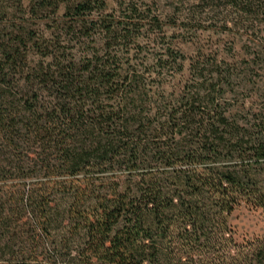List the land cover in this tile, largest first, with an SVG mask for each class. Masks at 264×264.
I'll return each mask as SVG.
<instances>
[{
  "label": "trees",
  "instance_id": "16d2710c",
  "mask_svg": "<svg viewBox=\"0 0 264 264\" xmlns=\"http://www.w3.org/2000/svg\"><path fill=\"white\" fill-rule=\"evenodd\" d=\"M201 1L243 58L144 0H0V264H264L229 223L264 210V0Z\"/></svg>",
  "mask_w": 264,
  "mask_h": 264
},
{
  "label": "rangeland",
  "instance_id": "374dc122",
  "mask_svg": "<svg viewBox=\"0 0 264 264\" xmlns=\"http://www.w3.org/2000/svg\"><path fill=\"white\" fill-rule=\"evenodd\" d=\"M149 5H155L158 10V14L165 21L167 15L173 18H186L197 16L200 21L204 22L205 28L200 29L197 37L193 42H187L180 37L178 28L167 27L168 39L173 36L177 37L172 40L174 46L188 56L196 55L197 52L210 53L218 56L220 59H232L228 51L230 47L234 46L236 57L243 58L244 53L241 50V42L239 38H235L234 35L227 32L223 27L222 20L226 17L227 12L223 8H218L216 5L212 7L204 8V3L201 0H144ZM201 3V5H199ZM175 8L178 9L175 11ZM256 22H251L250 25L255 26ZM178 25H180L178 23ZM252 27V26H251ZM251 39H264V27H254L252 31ZM167 39V40H168ZM247 39V38H245ZM142 43L148 47H153L157 42L150 41L149 38H144ZM148 44V45H147ZM161 45V44H160ZM188 63L186 64V70L182 75H179L176 79V84L181 85L188 78ZM260 99L254 97L247 100L244 107V114L249 111L257 112V108L260 105ZM241 109V108H240ZM229 223L233 228L235 239L239 246H245L249 249H253L258 241L264 240V210L261 208H254L248 204L242 203L233 212L229 218ZM238 259L244 257L242 252L238 256ZM208 259L212 260V255H208ZM229 262H235L234 259ZM228 262V263H229Z\"/></svg>",
  "mask_w": 264,
  "mask_h": 264
}]
</instances>
